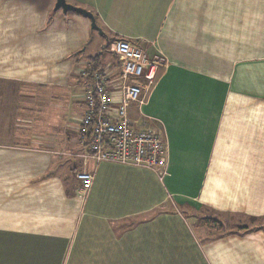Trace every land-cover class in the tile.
<instances>
[{"label": "crops", "instance_id": "0c3cea01", "mask_svg": "<svg viewBox=\"0 0 264 264\" xmlns=\"http://www.w3.org/2000/svg\"><path fill=\"white\" fill-rule=\"evenodd\" d=\"M67 1L102 32L56 0H0V264H264V228L208 239L186 214L264 219V0ZM116 39L162 62L143 112L164 179L84 162L82 69Z\"/></svg>", "mask_w": 264, "mask_h": 264}, {"label": "built area", "instance_id": "2783aa9c", "mask_svg": "<svg viewBox=\"0 0 264 264\" xmlns=\"http://www.w3.org/2000/svg\"><path fill=\"white\" fill-rule=\"evenodd\" d=\"M116 56L108 66L84 83L87 108L80 118L82 142H86V126L93 123L89 139V158L96 162H114L149 168L161 179L169 174L168 143L165 133L150 123L144 114L147 94L155 87L162 62L127 39H116L111 45ZM91 67L82 69L85 74ZM137 109L141 118L132 117ZM84 190L93 182L94 174L87 170L77 172Z\"/></svg>", "mask_w": 264, "mask_h": 264}, {"label": "rangeland", "instance_id": "374dc122", "mask_svg": "<svg viewBox=\"0 0 264 264\" xmlns=\"http://www.w3.org/2000/svg\"><path fill=\"white\" fill-rule=\"evenodd\" d=\"M69 115L70 117H72L73 114L71 113ZM70 122H72L71 118H70ZM187 211H188L186 212L187 215H190L192 217L195 216L194 218L196 219V221L194 227L198 228V230H200L202 234L203 232L205 233L204 231L205 229L207 230L205 235H207L208 239L216 235L218 236L222 235L224 234V232L226 233L228 231H234L235 229H237L238 226H240V224H242L243 221L248 222L247 218L240 219L239 216L212 212L208 209L203 208L201 205L194 206L192 209H189ZM213 219L216 220L218 219L216 225L212 223ZM260 222L264 223V220L259 219L258 222H256V224L259 223L260 225L261 224ZM218 224L223 225L221 226V229L219 228Z\"/></svg>", "mask_w": 264, "mask_h": 264}, {"label": "trees", "instance_id": "16d2710c", "mask_svg": "<svg viewBox=\"0 0 264 264\" xmlns=\"http://www.w3.org/2000/svg\"><path fill=\"white\" fill-rule=\"evenodd\" d=\"M111 53V52H110ZM113 54V53H111ZM115 55L113 54V59L115 60ZM91 61V67L89 68V70H87V72L85 74H82L83 75V84L92 80L93 77H94V74L98 71H101L103 68H102V57L100 55H97V56H94L90 59ZM93 123L94 122H91L90 124H88L86 126V134H85V138H86V142H85V145H88L89 144V139L91 138V134H92V126H93ZM205 209H208L210 210L209 208L207 207H203ZM212 211V210H210ZM214 212V211H212ZM218 213V212H216ZM195 217V216H194ZM241 218H246V217H240ZM247 221H243L242 224H240V226L237 227V229H235L234 231H228V232H235V231H248V230H254V229H260V228H264V224H261L259 225V223L256 224V222H258L259 219H263V218H253V217H247ZM264 220V219H263ZM218 221V219H213V224H217L216 222ZM261 221V220H260ZM240 222V221H239ZM219 225V228L221 229V226L223 225ZM226 232V233H228ZM225 233V232H224ZM225 233V234H226ZM220 236V235H219ZM215 237H218V235L214 236V237H211V238H215Z\"/></svg>", "mask_w": 264, "mask_h": 264}, {"label": "water", "instance_id": "95a60500", "mask_svg": "<svg viewBox=\"0 0 264 264\" xmlns=\"http://www.w3.org/2000/svg\"><path fill=\"white\" fill-rule=\"evenodd\" d=\"M62 9L64 12L72 11L82 14L91 20V27L102 32L101 27L98 25L95 14L87 8L74 5L67 0H56L55 10Z\"/></svg>", "mask_w": 264, "mask_h": 264}]
</instances>
